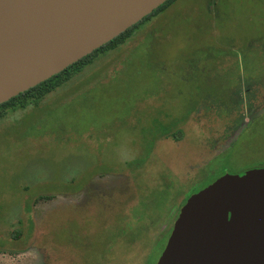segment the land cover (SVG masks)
Segmentation results:
<instances>
[{
    "label": "rangeland",
    "instance_id": "374dc122",
    "mask_svg": "<svg viewBox=\"0 0 264 264\" xmlns=\"http://www.w3.org/2000/svg\"><path fill=\"white\" fill-rule=\"evenodd\" d=\"M248 42L264 49V0H175L6 110L0 264H156L192 194L264 157V124L233 142L249 120L240 96L264 106V54L244 63Z\"/></svg>",
    "mask_w": 264,
    "mask_h": 264
},
{
    "label": "water",
    "instance_id": "95a60500",
    "mask_svg": "<svg viewBox=\"0 0 264 264\" xmlns=\"http://www.w3.org/2000/svg\"><path fill=\"white\" fill-rule=\"evenodd\" d=\"M166 0H0V103ZM156 264H264V166L224 173L180 208Z\"/></svg>",
    "mask_w": 264,
    "mask_h": 264
},
{
    "label": "trees",
    "instance_id": "16d2710c",
    "mask_svg": "<svg viewBox=\"0 0 264 264\" xmlns=\"http://www.w3.org/2000/svg\"><path fill=\"white\" fill-rule=\"evenodd\" d=\"M174 1L175 0H166L164 3H162L157 8H155L150 14L146 15L137 23L128 27L125 31H123L113 39L104 43L100 47L94 49L91 53L81 57L80 59L68 65L60 72L52 75L51 77L38 83L37 85L30 87L29 89L23 92H20L16 96L8 99L3 103H0V117H2L5 111L8 109L15 110L17 108H25L30 104L33 105L38 104V102H40L47 94H49L50 92L54 91L58 87L68 82L74 75L81 72L87 65H90L98 56L107 53L108 51L113 50L122 43H124L125 40H127L133 34V32L139 27L140 24L151 19L153 16L159 14L160 12L164 11ZM258 41L259 40H255L254 42H258ZM249 46H250V42L245 44V48L241 53V56L244 59V63H246L247 58L250 56H259L264 54V49H261L260 52L259 50H256L254 47H249ZM246 92H247L246 96H240L239 100H237L235 103L236 105H238V103L244 102V99H246L247 101L246 106H247V112L249 114V120L244 123V126L241 128L236 140L233 141L234 143L238 141V139L242 138L244 135H248L259 131L260 126L264 124V106L255 107L250 102L251 91L247 89ZM237 111H238V116H237L238 118L236 119V121L243 122V113H239V110ZM172 137L176 139L178 138L175 133H172ZM221 156L222 153L219 155V158ZM254 159L256 160L257 158ZM261 159H264V157L260 158L259 164L252 167H263L264 164L262 162L264 160ZM44 198H48V197L44 196Z\"/></svg>",
    "mask_w": 264,
    "mask_h": 264
}]
</instances>
